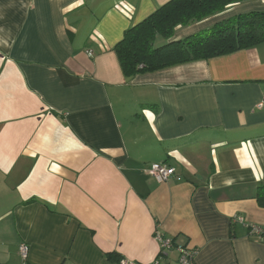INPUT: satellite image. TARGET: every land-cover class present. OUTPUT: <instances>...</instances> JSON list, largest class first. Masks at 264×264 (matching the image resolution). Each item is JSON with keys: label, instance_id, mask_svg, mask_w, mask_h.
<instances>
[{"label": "crops", "instance_id": "crops-1", "mask_svg": "<svg viewBox=\"0 0 264 264\" xmlns=\"http://www.w3.org/2000/svg\"><path fill=\"white\" fill-rule=\"evenodd\" d=\"M168 1L0 0V264H264V44L126 80L113 47Z\"/></svg>", "mask_w": 264, "mask_h": 264}, {"label": "trees", "instance_id": "trees-1", "mask_svg": "<svg viewBox=\"0 0 264 264\" xmlns=\"http://www.w3.org/2000/svg\"><path fill=\"white\" fill-rule=\"evenodd\" d=\"M264 0H170L126 30L113 47L122 75L131 80L172 67L206 61L264 44V11L254 10L222 20L210 28L178 41L171 40L186 28L224 13L234 5ZM160 37L164 44L155 47ZM256 201L264 208V186ZM113 263L120 257L107 255Z\"/></svg>", "mask_w": 264, "mask_h": 264}, {"label": "built area", "instance_id": "built-area-1", "mask_svg": "<svg viewBox=\"0 0 264 264\" xmlns=\"http://www.w3.org/2000/svg\"><path fill=\"white\" fill-rule=\"evenodd\" d=\"M88 56H92V52L88 51L87 52ZM264 106V100L259 104V108ZM149 174L150 176L157 182V183H168L169 181L173 180L175 182H179L180 178L176 174L175 169L171 166H168L166 164H151L149 166ZM238 222H242L241 219H236ZM251 234L254 235H259L262 240L264 241V231L259 228V227H252L251 228ZM156 240L159 244L160 248V253L161 255H165L166 252L171 251L174 249V245L171 239H166L163 238L159 233H156L155 235ZM177 251L179 257H178V262L180 264H192L194 256H195V251L187 248V247H181L178 246L175 248ZM19 255L23 260L26 259L27 256V247L22 245L19 247ZM119 264H132L131 262H127L124 260H120ZM157 264V263H155Z\"/></svg>", "mask_w": 264, "mask_h": 264}, {"label": "rangeland", "instance_id": "rangeland-1", "mask_svg": "<svg viewBox=\"0 0 264 264\" xmlns=\"http://www.w3.org/2000/svg\"><path fill=\"white\" fill-rule=\"evenodd\" d=\"M253 9L255 10H260V11H264V6H254L253 7ZM162 44H164V41H163V39H161L160 37H158L157 39H156V42H155V44H154V46L155 47H159V46H161Z\"/></svg>", "mask_w": 264, "mask_h": 264}]
</instances>
